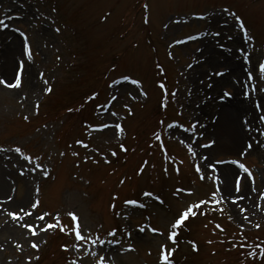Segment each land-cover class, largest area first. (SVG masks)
Wrapping results in <instances>:
<instances>
[{"label":"rangeland","instance_id":"374dc122","mask_svg":"<svg viewBox=\"0 0 264 264\" xmlns=\"http://www.w3.org/2000/svg\"><path fill=\"white\" fill-rule=\"evenodd\" d=\"M223 8L242 17L251 40ZM0 20L9 25L0 28V77L11 83L18 61L25 60L20 88L0 84V145L4 146L0 150V264H95L94 252L115 264H163L161 242L175 248L170 257L174 264H264L258 247L264 245V195H260L264 193V120L260 119L264 78L258 71V62L264 61V0H0ZM25 36L32 60L23 55ZM240 49L249 54L250 62ZM248 71L253 72L251 80ZM45 79L52 85L51 93L42 91ZM136 79L142 83L133 84ZM157 81L164 82L166 95ZM141 87L146 97L139 94ZM93 91L98 95L88 100ZM225 91L232 95L221 100ZM24 93L27 98L21 101ZM162 96L167 108L161 106ZM37 99L38 113L34 111ZM113 112L118 115L113 117ZM222 112L228 116L225 120ZM85 120L122 122L125 134L116 136L110 128L89 129L88 135ZM156 129L160 141L152 135ZM76 139H86L91 147L75 144ZM210 140L215 143L209 145ZM248 142L252 148L242 156ZM120 143L127 152L119 149ZM14 145L22 153L15 152ZM93 148L106 154L115 148L117 156L108 154L110 163H105ZM85 155L98 162H85ZM202 155L206 161L200 159ZM236 160L251 170V177ZM37 163L49 170L48 177L42 175L43 169L31 170ZM195 163L205 179H200ZM208 163L216 168L207 169ZM217 184L224 195L223 211L214 203L201 206L205 214L190 216L180 226L175 244L165 241L180 210L200 199L211 200ZM187 188L193 191H184ZM113 193L119 195L114 198ZM235 195L243 199L231 201ZM37 198L40 203L31 215L21 213L22 219L9 215L20 208L27 211ZM126 199L140 203L127 205ZM113 201L114 208L110 207ZM71 211L79 217L82 234L105 243L62 248L83 243L70 231L75 223L67 215ZM42 212L49 215L39 222L41 228L51 222L69 230L38 229L31 235L22 225L36 222ZM216 224L223 231H213ZM153 227L162 229L163 237L153 233ZM112 228L117 231L111 233ZM193 241L198 250L193 249ZM253 249L254 257L248 255Z\"/></svg>","mask_w":264,"mask_h":264},{"label":"snow or ice","instance_id":"6c2138e0","mask_svg":"<svg viewBox=\"0 0 264 264\" xmlns=\"http://www.w3.org/2000/svg\"><path fill=\"white\" fill-rule=\"evenodd\" d=\"M149 7V5L147 3L144 4V8L147 10ZM55 11V10H53ZM222 11L227 14V15H231L234 17V21L236 22V25L237 27L242 30L243 34L245 37H247L248 40H251L252 37L248 35V30L245 26V22L244 20L242 19V17L240 15H237L235 14L234 12H229V10L227 8H223ZM193 15H196V16H200V17H205V16H208V13L207 12H194ZM7 18V17H6ZM106 17H102V19H105ZM145 22H147V15L145 16ZM224 23H227V20L224 21ZM9 25L8 24H5L3 22V20H0V28H8ZM165 27H167V25H165ZM16 31L19 32L20 29L19 28H16ZM56 32H59L60 29L59 28H56L55 29ZM214 35L216 36H219V33H214ZM192 37H185V39H191ZM230 39V38H229ZM173 43H177V41H173ZM221 47H223V45H220ZM22 51H23V55L26 56V58L28 60H32L33 59V52H32V49H31V45L30 43L28 42L27 40V37L25 36V39L23 41V45H22ZM239 51L241 52H244L243 49H240ZM169 55H171V53H169ZM244 60L245 61H249L250 62V59H249V54L247 52H244V56H243ZM60 57H57V60H59ZM113 69H115L116 65L113 64L112 65ZM156 67L160 70V71H163V68H161V66L159 64L156 65ZM189 67H191V65H189ZM24 70H25V60L24 59H21L18 61V68H17V71L12 79V82L10 83L9 81L5 80L3 77H0V84L8 87V88H20L22 86V75L24 73ZM258 71L261 75L262 78H264V61H261V62H258ZM223 72H217L216 75H222ZM39 75L41 77L44 76V73L43 72H40ZM247 75V78L248 80H251L253 78V72L252 71H248L246 73ZM120 79L122 80H131L132 78L130 76H121ZM44 83V87L42 89V91L44 93H51L52 91V85L49 84L47 82V80L45 79L43 81ZM132 83L135 84V85H140L142 82L138 79L136 80H132ZM157 83L160 85L161 89L165 92V95L167 93V90H166V87H165V84L163 81H157ZM245 84H247V81H245ZM255 87V86H253ZM139 91V94L142 95V96H147L148 93L144 91V89L141 87L138 89ZM175 92L176 90L174 89L173 90V96L175 95ZM98 95L97 92L93 91L89 96H87V99L88 100H92L94 97H96ZM129 95H131V93H129ZM232 94L230 92H227L225 91L224 94L220 97L221 100L225 99V97H229L231 96ZM243 95L245 96H248L249 95V92L247 90H244L243 91ZM27 98V93H24L23 95H21L20 99L21 101L25 100ZM133 99H135V97H132ZM116 97L113 96L112 97V100H115ZM39 105H40V100L37 99L34 103V111L35 112H39ZM23 106V104L21 105ZM161 106L164 107V108H167V102H166V98L165 96H162L161 98ZM259 103L257 102V107H259ZM97 107H100L99 105H97ZM128 113L131 114L132 113V108L129 107L127 104L124 106ZM74 109L73 108H68L67 111L68 112H72ZM111 115L113 117H116L118 114L113 112L111 113ZM24 119L25 120H28L29 117L27 114L24 115ZM261 120H264V116H261L260 117ZM84 131L86 134L90 135L89 133V129H93V130H108L110 128H114L115 129V132H114V135L116 136H120V135H123L125 134V128L123 127V124L122 122H113L112 120H109L108 123H104V122H93V123H89L87 120H85L84 122ZM160 124H163L164 121L163 120H160L159 121ZM179 122L178 121H173V124H178ZM247 127H250V125H246ZM46 127V126H45ZM169 127H171V125H169ZM181 127H183V125H181ZM154 139L156 141H160L161 139V136H160V129H156L153 133H152ZM200 135H202V133H200ZM75 144L77 145H81L85 148H88V147H91L89 145V142L86 140V139H76L75 141ZM215 143V141H209L208 144L211 145ZM188 148H189V151H191L192 155L195 156L196 155V152H195V149H193L192 145L191 144H188L187 145ZM207 145H205L206 147ZM119 149L122 151V152H127L128 151V148L125 146V144L123 143H120L118 145ZM161 147H163V145L161 144ZM15 152L17 153H22V149L20 146H13ZM252 148V143L251 142H248L246 144V147L244 148V150L241 152V155L243 156L249 149ZM4 149V146L3 145H0V150H3ZM93 151L95 152H98L99 155L101 157H103L105 163H110L109 159H108V154H110L112 157H116L117 156V151L115 148H110L108 149V154H106L105 152H101L99 148H93L92 149ZM61 156L65 155L64 152H61L60 153ZM72 155L74 156H79V153L78 152H73ZM34 159H39L38 157L34 158ZM201 160H207V157L206 156H201L200 157ZM83 160L85 162L89 161V160H92V157L89 156V155H85L83 157ZM93 163H97L98 161L96 160H92ZM76 165L79 166L80 164V160H76ZM220 163H223V161H221ZM234 163L240 165V167H243L244 168V171L245 173L247 174V176L251 177L252 176V172L251 170L241 164V162L239 160H236L234 161ZM147 165V161H145L143 164L140 165V167L137 169V174H141L144 170V167ZM43 169L42 170V175L45 176V177H48L50 175V172L49 170H47L46 168H44L43 165L37 163L36 166L34 168H32L31 170L33 172H35L37 169ZM194 168H195V171L200 175V179L203 180L206 178L205 176V172L201 170V166L199 163H195L194 164ZM206 168L209 169V170H214L216 168V164L215 163H208L206 164ZM114 171V170H113ZM165 172H167V169L165 168L164 170ZM176 172H179V168H176L175 169ZM214 180H219L220 177L219 176H213L212 177ZM124 183V178H122L120 180V184L122 185ZM220 184H217L216 185V191H213L211 192V200H208V199H200V200H197L195 201L194 203H191V204H187L186 206H184L179 214L174 218L173 222L170 223V230H169V233L166 237H164V240L165 241H171L173 244H175L176 242V237L178 235V231H179V228L180 226L184 225L185 222L188 220V218L191 216V217H195L198 212L199 214L201 215H204L205 214V211L201 210V206L205 205V204H208V203H214L216 205H221L220 207V211L222 212L223 211V208H222V201H224V195L223 193L220 191ZM184 191H187L189 193H191L193 191L192 188H187V189H184ZM240 191V182L239 180H237L235 182V192L236 193H239ZM119 194L118 193H113V197H117ZM143 195L145 196H148V197H151L153 195L152 192H144ZM219 195V199H216V197ZM260 195H264V193H261ZM7 199H12V197H7ZM155 199L156 200H161V197L159 195H156L155 196ZM231 201H235V200H242L243 197L242 196H239V195H235V196H232L229 198ZM40 201L39 199H35L34 202H31L30 203V206L28 207L27 211L24 209V208H20L19 211L17 212H11L9 213V215L12 217V218H16L17 216H21V213L23 214V216H28V215H31V212L33 209H36L37 206L39 205ZM125 204L127 205H136L138 203H140L139 200L137 199H126L124 201ZM260 205H257V207H259ZM110 207H115V202L113 201V203L110 205ZM241 211H243V209H241ZM49 213L47 212H42L40 214V216L37 218L36 222L34 223H31V224H25V225H22L23 227L27 228V229H30L31 230V235H36L37 234V230L39 229L40 231H44V230H47V229H51V228H54V227H60V230L61 231H65V230H69L67 229V226L66 225H59L58 223H45L44 226L41 228L40 227V223L41 221H44V218L45 216H48ZM67 215L69 217L72 218V220L75 222L74 223V228L73 229H70V231H73L74 232V235H75V238L77 241H83V243H75L74 245H61L62 248L64 249H68L69 247H74L75 249H84L85 246L90 242L92 245H96L97 243L103 245L105 243V241L103 239H99V238H93V236L91 235H85V234H82V230H81V224L79 223V217L77 215L76 212L74 211H71V212H68ZM116 215H119V213H116ZM125 215L127 216V212L125 213ZM23 217L21 216V219ZM55 218L58 220L59 218V213H55ZM230 220L232 219L231 216L228 217ZM245 219H247V217H245ZM241 228L244 227L243 224L240 225ZM257 228L260 227L259 224L256 225ZM220 229L221 231H223V228L220 224H216V227L213 229V231H215L216 229ZM90 231V229L88 230ZM117 231L116 228H112L111 229V233H115ZM151 231L153 233H159L162 237H163V230L160 229V228H151ZM115 242V241H113ZM31 246L33 248H36V249H39L40 245L38 243H36L35 241H31ZM209 243H211V241H209ZM192 245H193V249L194 250H198L197 249V246H196V243L195 241L192 242ZM235 247V245H233ZM243 246V245H241ZM0 247H2V245H0ZM129 248H132L133 245L132 244H129L128 245ZM260 247L261 251H260V256L264 257V245H261V246H258ZM159 248H160V256H159V261L163 262V264H174V261L172 259H170V257L173 255L174 251H175V248H169L168 247V244L166 242H161L159 244ZM103 251V250H102ZM120 251H123V249H120ZM215 251V250H213ZM93 255L97 258L96 261H95V264H115L114 261H110L109 259H106L103 255H100L99 253H93ZM249 256H256V251L255 249H253L251 252L248 253ZM38 258V257H37ZM28 260H31L32 257H27Z\"/></svg>","mask_w":264,"mask_h":264},{"label":"bare ground","instance_id":"6f19581e","mask_svg":"<svg viewBox=\"0 0 264 264\" xmlns=\"http://www.w3.org/2000/svg\"><path fill=\"white\" fill-rule=\"evenodd\" d=\"M223 113V119L225 120V118H228L227 115H225L226 113L225 112H222Z\"/></svg>","mask_w":264,"mask_h":264}]
</instances>
